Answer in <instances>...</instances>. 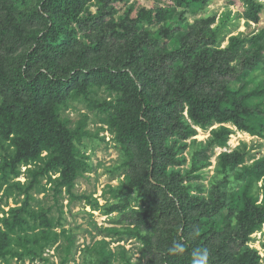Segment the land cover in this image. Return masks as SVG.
<instances>
[{
    "label": "trees",
    "instance_id": "obj_1",
    "mask_svg": "<svg viewBox=\"0 0 264 264\" xmlns=\"http://www.w3.org/2000/svg\"><path fill=\"white\" fill-rule=\"evenodd\" d=\"M210 1L164 0L148 8L130 0H0V134L10 141L0 177L17 176L22 163L43 162L31 170L29 184H13L25 199L7 221L10 229L22 230L23 214L35 215L28 205L41 176L60 173L54 206L40 214L45 226L64 188L76 197L75 182L87 164L81 149L93 137L88 113L97 111L124 151L127 176L115 191L123 194L128 183L142 191L145 204L128 210L127 192L111 209L131 222L110 230L136 238L143 256L133 261L123 249L120 260L102 247L88 264H191L200 247L210 249L209 264H262L247 242L264 225V184L258 186L264 155L246 163L239 150L223 153V178L209 190L196 185L192 170L228 140L230 130L220 125L194 149L189 173L172 168L186 162L178 155L197 134L195 126L231 122L253 134L264 131V29L232 35L223 46L215 16L205 14ZM243 1L244 17L259 22L264 3ZM76 104L88 109L78 122L67 113ZM39 235L14 244L0 229V259L9 264L42 255L40 241L53 236L47 229ZM173 241L185 243L186 251L168 255Z\"/></svg>",
    "mask_w": 264,
    "mask_h": 264
},
{
    "label": "rangeland",
    "instance_id": "obj_2",
    "mask_svg": "<svg viewBox=\"0 0 264 264\" xmlns=\"http://www.w3.org/2000/svg\"><path fill=\"white\" fill-rule=\"evenodd\" d=\"M260 1L264 3V0ZM132 2L137 3L138 6L150 8L157 3L162 5L164 0H130L129 4ZM115 5L118 9H121L124 4L116 3ZM91 8L93 11L96 10L95 5H92ZM244 11L245 3L243 0L210 1L205 14L215 16L213 27L219 28L224 34L223 46L228 44L232 35L250 36L264 29V8L260 14L259 22L245 18ZM201 15L202 13H199L197 16L200 17ZM194 19V16H191L190 20L193 21ZM86 112H88V109L82 104H76L67 111L70 117L77 120V122L81 119L82 114ZM184 113L187 116V112ZM88 114L89 119L86 129H89L93 137H86L87 147L81 149L82 153L87 156L85 158L87 164L82 167L81 175L75 182L76 197L71 200L72 198L64 188L58 209L56 210V207H53L51 213H48L51 222L49 226H45L40 214L43 211L45 212L48 207L54 206L53 181L60 173L51 172L41 176L39 182L35 184L32 189L33 198L28 205V209L35 215L23 214L22 230L17 228L12 230L7 224V221L13 220V210L22 207L25 199V194L13 184L18 182L22 185L29 184L32 180L31 170L38 169L43 162L42 160H36L30 161L29 164L22 163L17 176L9 177V180L0 177V229L11 234L14 244L19 238L24 239L28 235L35 239V236H38L42 229L49 230L51 236H53L47 243L44 240L40 241V244L44 245L42 255L35 258L30 256L25 260L14 257L9 260V264H88L96 256V250L102 247H105L106 250L112 249L116 253V259L120 260L122 259L123 249L126 250L123 254L131 256L133 261H138L143 256L141 251L143 246L136 238L110 229L122 230L131 222L125 219L126 216L120 210L112 211L111 207L115 203H123V197L129 192L130 204L128 210L130 208L139 209L141 205H145L142 200L144 196L139 195L142 191L136 190L134 187L129 189L128 183L124 187L123 194H117L118 192L115 189L122 186V182L126 180L127 176L126 173H122L121 168L125 159L124 151L116 146L112 133L106 130L107 125L101 122L97 111H91ZM220 125H225L230 130L226 144L215 147L214 154L210 160L205 161V166L200 167L205 163L200 162L197 166L200 168L192 170L194 149L201 147L202 143L205 144L211 137L212 130L218 129ZM195 128L197 134L184 142V145L187 144V146L178 155L180 159L186 157V162L181 163L179 166H172V168L180 170L182 174H187L192 170L193 174H190L193 175L192 181L198 186L205 185L208 190L218 178H223V167L220 164L223 153L232 154L239 150L245 154L246 163L259 160L264 155V131L253 134L248 129H241L231 122L215 123L208 129L199 126H195ZM97 134L99 137L96 136ZM103 136H105V141L100 139ZM9 143L10 141L0 134V163L3 162L4 151H6L7 146L9 147ZM184 145H181V147ZM46 155L47 152L42 153L43 157H46ZM192 181L189 180L186 184ZM263 184L264 176L258 181V186L262 188ZM263 193L264 190L260 189V200L263 199ZM87 197L96 199L99 206L93 207L92 204H89ZM29 236L28 238H30ZM54 241L56 242L54 243ZM247 245L258 250L262 257L261 263L264 264V225L249 237ZM41 256L47 258L48 261L40 258ZM145 260L143 258L142 262ZM0 264H7V260L0 259Z\"/></svg>",
    "mask_w": 264,
    "mask_h": 264
},
{
    "label": "clouds",
    "instance_id": "obj_3",
    "mask_svg": "<svg viewBox=\"0 0 264 264\" xmlns=\"http://www.w3.org/2000/svg\"><path fill=\"white\" fill-rule=\"evenodd\" d=\"M186 251V245L180 241H173L168 247V255L183 254ZM211 252L207 247L196 248L191 253V264H209Z\"/></svg>",
    "mask_w": 264,
    "mask_h": 264
}]
</instances>
